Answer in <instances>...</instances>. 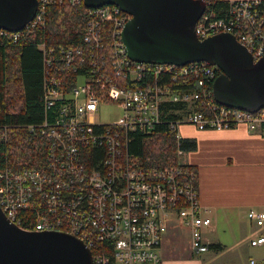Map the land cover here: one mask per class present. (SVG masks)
Here are the masks:
<instances>
[{"label":"built area","instance_id":"1","mask_svg":"<svg viewBox=\"0 0 264 264\" xmlns=\"http://www.w3.org/2000/svg\"><path fill=\"white\" fill-rule=\"evenodd\" d=\"M204 1L195 22L198 37L229 32L253 60L264 54L262 0H217L221 15L214 9L216 0ZM62 3L77 7L83 0H37L23 28H0V33L16 41L23 30L45 25L47 6ZM82 15V45L38 43L43 117L26 126L47 140L45 155L39 165L20 167L0 153L2 211L20 228L56 230L82 240L92 264H162V233L175 220L187 226L191 251L208 250L213 242L202 227L213 228L201 211L195 168L181 160L143 166L128 143L136 132L151 133L165 125L175 131L180 156V125L242 126L264 133V106L250 111L217 102L212 84L218 73L205 61L177 65L132 59L121 36L130 14L118 5L85 6ZM190 80L194 89L175 86ZM103 104L118 105L119 115L100 120ZM247 217L257 227L249 244L264 246V209L249 210ZM248 262L264 264V256Z\"/></svg>","mask_w":264,"mask_h":264},{"label":"water","instance_id":"2","mask_svg":"<svg viewBox=\"0 0 264 264\" xmlns=\"http://www.w3.org/2000/svg\"><path fill=\"white\" fill-rule=\"evenodd\" d=\"M107 3L130 14L121 36L132 59L205 61L219 68L212 84L217 102L250 111L264 106V54L253 60L229 32L198 37L194 28L204 0H83L87 7ZM36 7L37 0H0V28L20 30ZM0 264H92V259L82 240L56 230L20 228L0 207Z\"/></svg>","mask_w":264,"mask_h":264},{"label":"trees","instance_id":"3","mask_svg":"<svg viewBox=\"0 0 264 264\" xmlns=\"http://www.w3.org/2000/svg\"><path fill=\"white\" fill-rule=\"evenodd\" d=\"M214 5L217 15H221L224 10L219 8L221 2L216 0ZM84 9L83 3L77 7L52 4L46 8L43 27L30 32L23 30L16 41L0 33V130L5 131L4 138H0V153L7 156L9 163L21 167L43 162L47 140L26 126L43 117V62L38 43L43 42L46 47L82 45L86 24L82 15ZM215 70L219 73L216 66ZM175 86L188 90L194 89L196 83L180 81ZM194 145V140L180 138V148ZM128 147L146 167L177 165L180 161L175 131L165 125L155 127L151 133L136 132ZM210 247L217 244L210 243Z\"/></svg>","mask_w":264,"mask_h":264},{"label":"crops","instance_id":"4","mask_svg":"<svg viewBox=\"0 0 264 264\" xmlns=\"http://www.w3.org/2000/svg\"><path fill=\"white\" fill-rule=\"evenodd\" d=\"M178 132L195 142L193 147L183 149L179 157L196 170L201 211L211 218V226L212 221L214 225L219 221L227 224L231 217L242 219L249 210L264 209V133L261 130L250 131L242 126L197 129L182 124ZM223 239V235L208 239L217 244L210 248L227 245Z\"/></svg>","mask_w":264,"mask_h":264},{"label":"rangeland","instance_id":"5","mask_svg":"<svg viewBox=\"0 0 264 264\" xmlns=\"http://www.w3.org/2000/svg\"><path fill=\"white\" fill-rule=\"evenodd\" d=\"M118 115V105L103 104L99 107L100 120H112ZM212 227L213 230L206 226L202 227L206 238L211 240L223 235V242L227 245L219 249L209 248L196 253L189 247L187 226L175 220L162 233L160 248L162 264H249V257L259 259L264 256V246H254L248 242L253 234L252 231L254 232L257 227L246 214L242 219L231 217L227 224L219 221L217 225H214L212 221Z\"/></svg>","mask_w":264,"mask_h":264}]
</instances>
